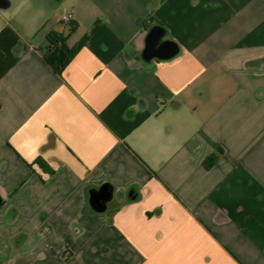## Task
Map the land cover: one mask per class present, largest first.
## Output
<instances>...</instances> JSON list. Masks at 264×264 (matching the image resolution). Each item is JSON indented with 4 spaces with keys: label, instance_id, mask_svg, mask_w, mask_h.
Listing matches in <instances>:
<instances>
[{
    "label": "crops",
    "instance_id": "1",
    "mask_svg": "<svg viewBox=\"0 0 264 264\" xmlns=\"http://www.w3.org/2000/svg\"><path fill=\"white\" fill-rule=\"evenodd\" d=\"M0 199V264H264V0H0Z\"/></svg>",
    "mask_w": 264,
    "mask_h": 264
},
{
    "label": "water",
    "instance_id": "2",
    "mask_svg": "<svg viewBox=\"0 0 264 264\" xmlns=\"http://www.w3.org/2000/svg\"><path fill=\"white\" fill-rule=\"evenodd\" d=\"M164 31L159 26H153L147 33L145 47L142 53V59L165 60L174 57L178 52L177 45L170 40H164ZM112 189L108 185H103L97 190H91L89 193V203L93 210L102 212L111 201ZM1 204V199H0Z\"/></svg>",
    "mask_w": 264,
    "mask_h": 264
},
{
    "label": "trees",
    "instance_id": "3",
    "mask_svg": "<svg viewBox=\"0 0 264 264\" xmlns=\"http://www.w3.org/2000/svg\"><path fill=\"white\" fill-rule=\"evenodd\" d=\"M77 47L69 48L64 42V38L56 33H49L46 37V48L42 55V60L51 68V70L59 74L74 56ZM216 161V156L208 157L204 164L209 168ZM18 238L15 239V243Z\"/></svg>",
    "mask_w": 264,
    "mask_h": 264
},
{
    "label": "built area",
    "instance_id": "4",
    "mask_svg": "<svg viewBox=\"0 0 264 264\" xmlns=\"http://www.w3.org/2000/svg\"><path fill=\"white\" fill-rule=\"evenodd\" d=\"M72 13L71 12H65L61 15V22L64 23V24H69L71 21H72Z\"/></svg>",
    "mask_w": 264,
    "mask_h": 264
}]
</instances>
